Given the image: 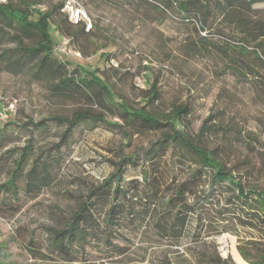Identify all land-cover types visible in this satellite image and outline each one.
Wrapping results in <instances>:
<instances>
[{"label":"rangeland","instance_id":"374dc122","mask_svg":"<svg viewBox=\"0 0 264 264\" xmlns=\"http://www.w3.org/2000/svg\"><path fill=\"white\" fill-rule=\"evenodd\" d=\"M57 1L39 0L42 4L36 9L42 11ZM76 1L86 11L85 26L90 24V34L64 43L59 50L63 58L86 68L97 67L115 94L133 106L143 104L140 97L155 80L160 97L147 109L168 111L174 103L187 104L190 112L184 125L192 138L197 139L199 130L206 127L199 141L202 146L213 150L235 176H242L247 183H264V93L252 75L254 70L247 74L248 66L260 68L252 53L240 51L234 43L226 44V30L218 32L217 25L213 31L200 30L175 8L158 10L143 0ZM201 35L215 46H204ZM13 45L0 44V50ZM1 65V104L5 107L15 100L16 109L8 119L0 120V182L11 171L16 153L12 149L29 142L33 154L24 170L33 161L41 165L47 160L53 175L51 184L34 197L23 194L24 176L17 181L20 202L0 194L2 264H204L203 257L208 259L204 253L216 252L231 264H252L264 256V237L222 221L214 202L203 214L206 225L200 240L175 242L162 237L156 231L155 216L130 236V248L122 256L87 250L88 259L79 262L48 257L46 244L52 229L70 220L90 183L98 184L111 173L118 153L133 154L147 148L160 134H134L126 144L118 128L81 122L63 140L64 126L54 120H47L44 127L25 125L28 120L69 115L81 102L53 96L44 81L34 80L26 72H10ZM170 152L172 148L167 155ZM174 157L169 159L170 166L182 178L190 169L189 162L177 153ZM145 166L147 160L141 154L137 168L131 166L126 174L141 179Z\"/></svg>","mask_w":264,"mask_h":264},{"label":"trees","instance_id":"16d2710c","mask_svg":"<svg viewBox=\"0 0 264 264\" xmlns=\"http://www.w3.org/2000/svg\"><path fill=\"white\" fill-rule=\"evenodd\" d=\"M63 1L42 11L36 9V5L42 4L39 0L0 1V44H14L1 48V67L13 73L26 72L32 79L44 81L53 96L81 102L69 115H55L37 122L28 120L25 125L44 127L47 120H54L64 126L63 140L81 122L118 128L126 144L134 134L160 135L147 148L133 154L118 153V161H112L111 173L98 184L90 183L70 220L63 227L52 229L45 254L67 262L87 260V250H106L110 257L122 256L130 248L131 237L155 216L154 225L162 237L175 242L200 240L206 225L203 214L213 208L209 206L214 202L222 221L252 229L264 237V183H247L242 176H235L213 150L202 146L199 141L206 127L199 130L197 139L192 138L184 125L190 112L187 104L174 103L168 111L147 109L160 97L154 80L140 97L143 104L133 106L115 94L97 67L86 68L62 57L56 48L61 37H68L70 43L78 35L90 34L84 20L73 22L61 12ZM143 1L158 10L175 8L200 30H212L215 25L218 32L226 30L224 42L252 53L259 64L257 69L248 66L247 74L254 70L252 75L264 93V0ZM200 41L204 46L210 43L205 35L200 36ZM210 44L215 46L213 42ZM169 148L172 152L167 155ZM12 151L16 152L12 168L7 179L0 182V194L20 202L19 179L24 176L23 194L34 197L39 189L51 184L53 175L47 160L41 165L33 161L24 170L33 154L30 142ZM175 153L190 165L182 178L170 166L169 159L175 158ZM141 154L147 160V166L140 171L142 178L127 175L128 168H137ZM183 159L179 160L185 162ZM58 160L54 159L55 163ZM241 253L248 258L244 251ZM204 255L208 258L203 257L204 264H231L217 252ZM258 258L252 264H264V256Z\"/></svg>","mask_w":264,"mask_h":264},{"label":"built area","instance_id":"2783aa9c","mask_svg":"<svg viewBox=\"0 0 264 264\" xmlns=\"http://www.w3.org/2000/svg\"><path fill=\"white\" fill-rule=\"evenodd\" d=\"M61 12L66 14L69 20L77 22L80 19L84 20L86 23V11L85 9L76 1V0H64L61 7ZM90 24L85 26V29H89ZM69 43V38L61 37L60 44L56 47L57 50H63V44ZM1 96H0V120H6L9 117V114L15 112V100L8 102L5 107L2 106Z\"/></svg>","mask_w":264,"mask_h":264},{"label":"crops","instance_id":"0c3cea01","mask_svg":"<svg viewBox=\"0 0 264 264\" xmlns=\"http://www.w3.org/2000/svg\"><path fill=\"white\" fill-rule=\"evenodd\" d=\"M40 5H41V4H39V5H36V8H38Z\"/></svg>","mask_w":264,"mask_h":264}]
</instances>
